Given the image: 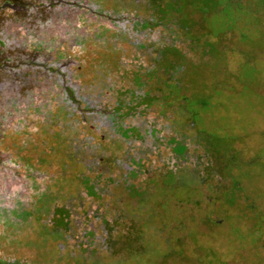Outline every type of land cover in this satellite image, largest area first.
<instances>
[{"label": "rangeland", "instance_id": "obj_1", "mask_svg": "<svg viewBox=\"0 0 264 264\" xmlns=\"http://www.w3.org/2000/svg\"><path fill=\"white\" fill-rule=\"evenodd\" d=\"M1 5L0 264H264V0Z\"/></svg>", "mask_w": 264, "mask_h": 264}, {"label": "flooded vegetation", "instance_id": "obj_2", "mask_svg": "<svg viewBox=\"0 0 264 264\" xmlns=\"http://www.w3.org/2000/svg\"><path fill=\"white\" fill-rule=\"evenodd\" d=\"M6 1V0H5ZM4 0H0V10H1V8H2V5L1 4H3V2H5ZM15 1V0H14ZM130 20H132L131 18H130ZM3 22H5V21H3ZM127 22H129L128 21V19H127ZM136 22V26L138 25L139 26V23L137 22V20H134V23ZM129 23H131V22H129ZM126 25H127V23H126ZM131 25V24H130ZM134 26V25H133ZM133 26L131 25V28L133 29ZM149 26V25H148ZM144 33H145V31H144ZM143 33V34H144ZM146 34V33H145ZM7 47V43L5 42V40H4V38H0V52H1V54H3L4 53V51H6V50H2V49H5ZM34 56H36V55H34ZM30 65L28 66L27 65V67H29V69L28 70H32L33 71V74H28V76H27V79L28 78H31V80H29V82L27 81V84H31V83H34V84H38V81L36 80L37 79V77L38 76H40L39 74L43 71L44 73L46 72V70H47V72H48V74H49V67H47L46 68V66H44L43 68L44 69H42V68H40L39 69V66L37 65V62H36V57H34V58H32L31 59V61H30V63H29ZM15 65H17V63H14L10 68H5V67H3L2 68V70L0 71V98H1V101H4V100H8V99H6V98H10L11 96L10 95H14V89H17V88H19V86H17L16 84L19 82V84L18 85H20V84H25V82H26V80L27 79H25V81H21V79L19 78V81L18 80H16L17 79V76L16 75H18V71H16L18 68H19V66L18 67H16ZM49 65H51V64H48V66ZM38 66V67H37ZM65 68V66L64 65H62V69H63V71H65V70H67V69H64ZM39 71V72H38ZM46 72V73H47ZM65 72H68V71H65ZM39 73V74H38ZM66 74V73H65ZM63 76H65V75H63ZM63 78V77H62ZM59 81H58V80ZM56 80H57V82H59V83H61V76L59 75L58 77H56ZM66 80V78H64V81ZM64 85V84H63ZM21 86V85H20ZM31 87V86H30ZM65 88H69L67 85H65ZM21 89V88H20ZM65 91L67 92V90L65 89ZM68 93V92H67ZM5 96H6V98H5ZM80 101H83V102H85L84 101V99H82V100H80ZM97 110V109H96ZM92 111H95L94 109H92ZM100 114V113H99ZM130 166H128L127 167V171L129 172V173H131L132 171H130ZM84 173V172H83ZM91 174V173H90ZM81 180H83V179H81ZM84 181V180H83ZM84 185L83 186H86V189H85V191L87 192L88 191V189H89V184H91L92 186H90V187H92V188H94L93 190H94V192H96V193H99L98 195H99V198L100 199H102V196L103 195H101L100 194V192L98 191V187H97V185H94L93 183H86V181H84V183H83ZM82 186V185H81ZM82 195H85V196H87L86 194H85V192H83V194ZM88 199H90L89 200V203L91 204V203H93V202H96V201H98V200H100L99 198H96V197H94V196H91L90 198L89 197H87ZM79 204L81 205V207H83V204H85L82 200H80L79 201ZM82 209V208H81ZM88 213V211H86V212H84L83 214V216H85L86 214ZM95 218H96V220H98V225H101V226H96V227H93L92 225H90V227L88 226V225H85V227L84 228H87L88 227V230H87V232L88 231H90L91 232V227H93V231L95 232V233H93L94 234V236H96V238H99V235H101L102 233H103V229H102V221H101V217H100V215H96L95 216ZM88 220L86 217H84L83 218V220ZM99 219H100V221H99ZM82 223V222H81ZM85 233H86V231H84ZM98 233V235H95V234H97ZM257 233V235H259L260 236V233L259 232H256ZM68 235V234H67ZM98 236V237H97ZM93 237V236H92ZM91 237V238H92ZM102 239H104V236L103 235H101L100 236ZM64 238H66V235L64 236ZM86 241V240H85ZM78 243H81V241H78Z\"/></svg>", "mask_w": 264, "mask_h": 264}, {"label": "trees", "instance_id": "obj_3", "mask_svg": "<svg viewBox=\"0 0 264 264\" xmlns=\"http://www.w3.org/2000/svg\"><path fill=\"white\" fill-rule=\"evenodd\" d=\"M241 4V2H239Z\"/></svg>", "mask_w": 264, "mask_h": 264}]
</instances>
